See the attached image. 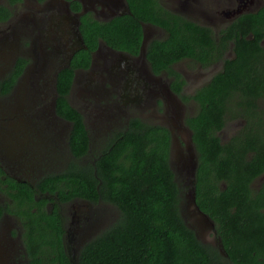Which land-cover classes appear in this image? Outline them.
Here are the masks:
<instances>
[{"label":"trees","instance_id":"obj_1","mask_svg":"<svg viewBox=\"0 0 264 264\" xmlns=\"http://www.w3.org/2000/svg\"><path fill=\"white\" fill-rule=\"evenodd\" d=\"M21 1L10 0V4ZM127 1L130 12L110 20L82 16L80 28L87 47L58 73L56 113L72 125L64 169L48 173L35 187L8 179L21 191L10 195L21 204L13 211L23 221L29 263L74 264L65 250L59 204L55 202L48 211L45 197L36 195L48 191L57 197L53 201L81 198L118 210L116 220L82 246L76 264H264V181L255 185L264 174V107L260 104L264 100V6L242 15L230 34L220 39V50H215L218 42L208 27L167 9L161 0ZM71 2L80 10L79 1ZM11 15L7 5H0V21ZM143 23L167 31L164 38L155 37L148 44L146 60L151 69L168 71L174 77L172 88L199 106L195 115L186 118L198 154L196 199L213 219L219 244L202 241L183 216V192L170 162L168 127L132 117L95 143L82 112L69 101L75 70L90 66L91 51L100 39L113 49L139 55ZM231 46L235 56L224 57ZM187 58L202 65L220 61L223 67L192 94H182L186 80L174 65ZM18 62L14 72L0 80L2 91L21 76L23 60ZM236 117L246 124L223 142L220 132Z\"/></svg>","mask_w":264,"mask_h":264},{"label":"flooded vegetation","instance_id":"obj_2","mask_svg":"<svg viewBox=\"0 0 264 264\" xmlns=\"http://www.w3.org/2000/svg\"><path fill=\"white\" fill-rule=\"evenodd\" d=\"M77 1L81 4L80 10L73 8L71 0H22L13 5L10 4V0H0V5H7L12 12L8 19L0 21V80L7 79L9 74L16 69L18 61L23 60L19 67H23V72L16 83L9 90H5L6 92L2 91L0 87V98L7 97V100L0 101V168L2 169L0 173V225L4 221L18 224L13 233L9 225L5 227L2 224L3 227L0 228V231L10 238L2 239L0 237V256L1 254L4 255L6 251L23 252V258H25L23 261L26 264L30 263L22 239L23 221L14 212V209L18 210L21 204H17L10 195L12 193L21 194V191L15 189L16 183H11L8 179L12 177L20 183L35 187L43 182L40 180L48 173L64 169L67 162L66 153L70 155L67 138L72 125L56 113L57 76L60 70L71 65L72 59L79 50L87 47L80 28L81 18L83 15H90L97 20H110L119 14L130 12L126 6L127 0ZM161 2L167 9L187 17L190 21L208 27L218 42L215 50H220L222 47L219 43L220 39L230 34L234 23L242 15L257 12L264 6V0H174L175 4H170L167 0H161ZM25 4L28 10L20 15L18 7ZM209 10L212 12L209 13ZM191 13H194L195 16L190 17ZM79 18L80 25L78 27L76 20ZM143 25L144 36L146 34L149 42L156 36L152 37L154 31L149 32L146 26L158 30L160 34L157 38H164L167 35L164 28L156 27L150 23H143ZM155 33L157 32L155 31ZM262 44L264 45V38ZM232 47L225 50L224 57L232 58L235 56ZM91 55V64L88 68L75 70L69 96L75 85L81 86V89L84 90L81 91L91 96V100L88 101L91 109L89 113L92 115L94 113V119L103 124L101 126L108 129L109 133H113L114 129L124 126H114L118 122L117 120H121L119 118L122 116H125V124L132 117H139L146 121L144 119L146 116H152L150 112L145 111L146 106H158L161 109L165 106L167 116L164 114L162 121L169 124H157L165 125L170 129L172 135L171 164H173L174 158H177L182 168H188L189 171L191 167L193 168L194 160L198 165L193 131L186 124L187 116L195 115L198 108L194 114H182L185 102H182V97L172 88L171 82L174 77L165 70L155 73L148 63L146 64L144 59L140 57V54L133 56L127 52L113 49L101 39L97 48L91 51ZM184 60L193 62L188 58ZM139 62L142 65H138ZM126 64H128L127 68H123ZM175 65L174 68L181 72L186 80L182 86V94L189 95L190 93H186L188 79L182 70L176 68ZM211 66L217 68L214 70V75L222 69L223 62L215 61L207 65L200 64V67L204 68ZM185 70L187 71L186 68ZM50 73L53 78L47 81ZM28 74L31 75L33 81L29 85L23 86ZM134 74L136 78L132 79ZM22 78H24L23 82L20 83ZM51 85L54 91L53 99L50 97L51 89L49 88ZM20 86H23L22 92L19 90ZM127 88L130 92L123 94V89L125 92L128 90ZM115 93L118 94V98L113 96ZM131 93H136V98L130 97ZM48 97L51 98L52 113L55 117H51V120L47 122L42 117L35 116L39 112L33 113L32 111L44 98ZM110 99L111 102H109ZM121 100L124 106L136 102L138 109L134 113L126 112L125 114L116 105L118 110L113 109L115 110L113 115L116 114L113 118L107 108L112 105V102L118 103ZM41 108L47 110L45 105H42ZM155 117L160 116L155 115ZM84 120L88 128L85 117ZM62 122L69 124V129H66ZM105 135L104 140L108 137V133ZM92 140L95 141L93 138ZM188 153L190 157L187 155ZM189 159L191 163L188 167L186 161ZM193 179L196 183V175ZM37 194L45 197V208L48 211L53 210L55 202L59 204V212L62 213L65 226V250L73 263L76 264L79 252L87 241L84 239V233L89 230V227L81 229L78 225L85 218L87 206L84 205L76 212V215L73 214L71 222H69L64 215L62 205L80 200L93 202L76 198L68 203H62L58 199L53 201L52 198L57 197L50 196L48 191H40ZM36 199L40 198L36 197ZM70 209L71 206H69V211ZM83 223L86 225L87 220H84Z\"/></svg>","mask_w":264,"mask_h":264},{"label":"rangeland","instance_id":"obj_3","mask_svg":"<svg viewBox=\"0 0 264 264\" xmlns=\"http://www.w3.org/2000/svg\"><path fill=\"white\" fill-rule=\"evenodd\" d=\"M167 1L170 4H173V3L175 4L174 0H167ZM27 10H28V7L26 6V4L18 7V13L20 15L25 13ZM211 12L212 11L209 10V13H211ZM185 15L188 16L187 13H185ZM194 16H195L194 13L190 14V17H194ZM146 29H148L149 32L154 31L152 33V35H153L152 37H154V36L158 37L159 36L158 34H160V33H158L157 29L155 30V28H153L151 26H146ZM155 31L157 33H155ZM134 62L136 64L135 60H134ZM127 65L128 64L124 65L123 68H127ZM138 65H142V63L139 62ZM175 67L178 68L179 70H182V72L186 75V78L188 79V86L186 88V93H190V94L193 93L200 86L207 83L209 81V79L211 78V76L213 75L214 70L217 69L216 67H212V66L207 67V68L200 67V64L193 63V62H190L187 60H184V61L177 63L175 65ZM185 68L187 69V71L185 70ZM52 78H53V75H51V73H50L49 78H47L46 80L50 81V79H52ZM135 78H136V75L134 74L132 79H135ZM23 79L24 78L21 79L20 83L23 82ZM32 81H33V79L31 77V75L28 74L27 80L24 81L23 86H25L26 84L29 85ZM124 85H125V82H124ZM23 86L19 87L20 91L22 90ZM49 89H51L50 97L53 99L54 91H53L52 85H51V88H49ZM127 89L128 90H126L125 92L123 89V94L130 92L129 88H127ZM81 90H83V89H81V86L75 85L73 90H72L71 95L69 96V100L71 101L73 106L78 108L84 114V117H85L87 125H88V129L90 131V134L92 135V138L95 139V143H100L106 137L105 134L109 133V130L102 127L101 125H103V124H100L99 122H97L94 119V113H93V115L91 113H89L91 111V109H90V106L88 105L89 104L88 101L91 100V96L88 95L87 93L83 92L84 90L83 91H81ZM113 96L115 98H118L117 97L118 94H116V93ZM50 97L44 98L37 105L36 108H33V111H32L33 113L39 112V114L35 115V116L42 117L47 122L49 120H51L50 119L51 117L54 116L52 113V104H51V98ZM130 97L136 98V93H134V94L131 93ZM4 100H7V97H5V98L1 97L0 98V101H4ZM111 101L112 100L110 99L109 102H111ZM183 101L185 102V107L183 108V111H182L183 115L185 113L186 114L196 113L198 106L194 101L182 99V102ZM260 104L262 107H264V100H262L260 102ZM42 105H45L47 110L50 111L52 115L46 109L41 108ZM116 105H118L120 107V110H122V112H124L125 114H126V112H129V114L134 113L138 109V105L136 102L135 103H129L128 106H124L122 100L118 103L112 102V105L109 106L107 109L113 118L116 116V114L113 115V113H114L113 111H115L113 109L116 108ZM155 107L149 105V106H146L144 108L146 112H150L152 114V116H150V117L146 116L144 119L147 122H151V123H168V122L162 121L164 114L167 116V114H166L167 108L165 106H163L164 107L163 109L159 108L158 106H155ZM116 110H118V109L116 108ZM155 115H158L160 117L156 118ZM119 119H121V120L120 121L117 120L118 122H116V125H114L115 127H121L125 124V116H122ZM157 120H159V121H157ZM62 123L66 129H69V126H70L69 124H67L66 122H62ZM245 124H246V120L241 118V117H236L235 119H229L227 124H226V127L220 132L222 140L224 142L229 141L231 139V137L238 130H240L244 127ZM116 129H119V128H116ZM116 129H114V130H116ZM95 135H97V136H95ZM177 136L180 137L179 135H177ZM184 141H186V140H184ZM185 153H187V152H185ZM187 155L190 157L189 153ZM194 159L195 158L193 157V160ZM186 162L188 163V167H189V165L191 163L190 159L187 160ZM171 163H172V161H171ZM172 166H173V169H174V172L176 175V179H177L178 183L180 184V187H181L182 192H183L182 213H183V216L186 219L188 225L196 231L198 237L202 241H204L206 243H211V244H219V240L216 236L214 229L210 225V223L204 219H201L199 217V215L193 210V208H192L193 206L192 207L188 206L189 204H188L187 198L185 197V194L189 189H191L190 180L193 177L192 174L189 172L188 168H186V169L182 168V165L178 163L177 158H174ZM178 166H179V168H178ZM262 181H264V174L257 179V181L255 182V185H257V184L259 185ZM84 205L87 206L86 215H85V218H83L78 225H79V227H81V229H83L85 227H89L88 228L89 230L84 233V239H87V241H89L94 236L99 234L104 228H106L108 225H110V223H112L113 221L116 220V218L118 216V210L115 206H113L111 204L104 203V202H99V203L95 204V203H89V202L80 200L78 202L69 203L68 205H66V204L62 205V210L64 212V215H66L67 220L69 222H71L73 214L76 215V212L79 211ZM69 206H71V209H70L71 212L69 211ZM84 220H87L86 225H85V223H83ZM2 224L5 225V227H6V225L7 226L9 225L12 233H13V230H15L16 225H18V224H13L12 222L10 223V221H4V222H2ZM2 224L0 225V228L3 227ZM0 237L2 239H4V238L9 239L10 238L8 235L3 234L2 231H0ZM87 241H85V242H87ZM74 247H76V244H74ZM76 255H77V252H76ZM0 259H1L0 264H26L23 261V259H25V258H23V252H12V251L7 252L6 251V253L4 255L1 254Z\"/></svg>","mask_w":264,"mask_h":264},{"label":"water","instance_id":"obj_4","mask_svg":"<svg viewBox=\"0 0 264 264\" xmlns=\"http://www.w3.org/2000/svg\"><path fill=\"white\" fill-rule=\"evenodd\" d=\"M126 6H127V8H128V10H130V8H129V5L127 4V2H126ZM76 23H77V26L79 27V25H80V18H79V20H76ZM80 39H81V42L83 41V38H82V36L80 37ZM148 42H149V40H148V37L146 36V34H145V36H144V41H143V44H142V47H141V52H140V57L141 58H143L144 59V62L147 64L148 62H147V60H146V52H147V44H148ZM121 52H123V51H121ZM129 54V53H128ZM69 64V63H68ZM171 162V161H170ZM171 166H172V164H171ZM172 168H173V166H172ZM196 168H197V162H195V160H194V165H193V168L191 167V169H190V173L192 174V176H193V178L195 177V175H196ZM191 179V183H192V186H191V189H189L187 192H186V194H185V197L187 198V200H188V206L189 207H192L193 208V210L199 215V217L201 218V219H204V220H206L207 222H209L210 223V225L212 226V228L214 229L215 228V223H214V221H213V219L210 217V215L209 214H207L206 212H204L201 208H200V206L198 205V203H197V199H196V187H195V179Z\"/></svg>","mask_w":264,"mask_h":264}]
</instances>
